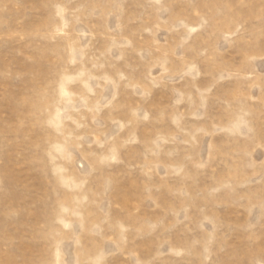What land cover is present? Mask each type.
Returning a JSON list of instances; mask_svg holds the SVG:
<instances>
[{"label":"rangeland","instance_id":"1","mask_svg":"<svg viewBox=\"0 0 264 264\" xmlns=\"http://www.w3.org/2000/svg\"><path fill=\"white\" fill-rule=\"evenodd\" d=\"M0 264H264V0H0Z\"/></svg>","mask_w":264,"mask_h":264}]
</instances>
